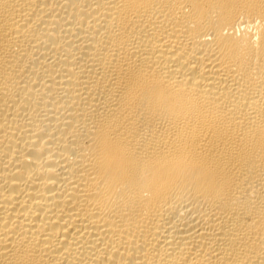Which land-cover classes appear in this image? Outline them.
<instances>
[{
  "label": "bare ground",
  "instance_id": "bare-ground-1",
  "mask_svg": "<svg viewBox=\"0 0 264 264\" xmlns=\"http://www.w3.org/2000/svg\"><path fill=\"white\" fill-rule=\"evenodd\" d=\"M0 264H264V0H0Z\"/></svg>",
  "mask_w": 264,
  "mask_h": 264
}]
</instances>
